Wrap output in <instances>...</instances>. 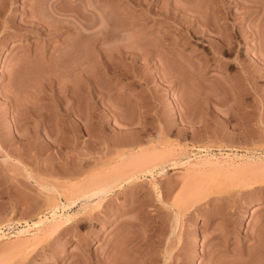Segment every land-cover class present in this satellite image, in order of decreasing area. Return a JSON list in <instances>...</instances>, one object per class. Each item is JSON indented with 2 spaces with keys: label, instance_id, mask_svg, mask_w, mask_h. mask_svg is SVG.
Segmentation results:
<instances>
[{
  "label": "rangeland",
  "instance_id": "374dc122",
  "mask_svg": "<svg viewBox=\"0 0 264 264\" xmlns=\"http://www.w3.org/2000/svg\"><path fill=\"white\" fill-rule=\"evenodd\" d=\"M256 2L258 7L246 12L233 0H0V145L11 146L6 150L12 157L0 156V229H13L0 235V264L262 263L264 57L258 44L264 41V0ZM181 5H191L208 20L212 15L210 22L218 27L226 21L221 34L233 40L230 54L209 52L211 36L198 33L201 37L190 43H176L180 63L162 61L166 71L161 61L158 65L167 57L159 56L158 47H153L155 56L161 51L150 59V70L142 60L133 69L128 55L117 59L115 75L91 77L96 67L90 66L87 77L99 79L98 85L91 80L98 93L88 83L86 92L72 60L91 57L93 37H75L70 21L112 22L120 29L118 46L140 32L145 44L138 45L137 38L132 46L139 55L163 33L176 38L177 27L195 25L203 32L207 22L189 10L203 21L199 28ZM96 6L106 18L93 14ZM146 10L151 12L144 15ZM170 14L182 17L173 21ZM178 20L183 26H174ZM254 24L256 37L248 30ZM235 29L243 30L235 35ZM213 32L217 40L220 31ZM74 37L84 50L71 54L70 63V57L58 56L76 43L69 41ZM208 54L214 62L203 68ZM119 176L130 181L110 189L101 201L80 198Z\"/></svg>",
  "mask_w": 264,
  "mask_h": 264
},
{
  "label": "bare ground",
  "instance_id": "6f19581e",
  "mask_svg": "<svg viewBox=\"0 0 264 264\" xmlns=\"http://www.w3.org/2000/svg\"><path fill=\"white\" fill-rule=\"evenodd\" d=\"M220 1V0H219ZM233 1H236V2H238V4L239 3H241V1H244V0H233ZM247 2H245L244 1V3L242 2L241 4H243L244 6H242V7H245V8H243L244 10H246V12L247 11H251V10H253V9H255L256 8V6L258 5V4H256L257 2L256 1H260V0H246ZM256 2V3H255ZM235 3V2H234ZM177 4V5H176ZM180 4H181V2H180ZM222 4V3H221ZM219 5V4H218ZM223 5V4H222ZM142 6V5H141ZM165 6H167V5H165ZM168 6H170V5H168ZM168 6H167V9H165L164 8V10L166 11L167 10V12H170V9H171V6L168 8ZM173 7L174 6H176V7H174V8H180V7H178V6H180L179 5V3H175V5L173 4L172 5ZM182 7H181V9H183L184 11H185V9L187 10V8L186 7H188L189 5H187L186 7H183V5H181ZM185 6V5H184ZM191 6V5H190ZM189 6V7H190ZM221 6V5H220ZM189 7H188V12H189V10L192 8V7H190V9H189ZM209 7V6H208ZM219 7V6H218ZM258 7V6H257ZM82 8V7H81ZM86 8V7H85ZM96 9H97V11L98 12H95V13H93V14H95L97 17H99V13L100 14H102V15H104L103 13H105V12H101V8H99V7H95ZM131 8V7H130ZM194 8V7H193ZM212 8V7H211ZM211 8L209 9L208 8V10L210 11L211 10ZM221 7H219V9H220ZM222 8H223V6H222ZM84 9V8H83ZM83 9H79V10H83ZM169 9V10H168ZM180 9V10H181ZM213 9H214V7L212 8V11H213ZM85 11L87 10V9H84ZM147 10H149L148 8H147ZM146 10V12L144 13V15L145 14H148L149 12H151V10L150 11H147ZM163 10V11H164ZM172 10H174V9H172ZM179 10V11H180ZM194 10H196V9H194ZM194 10H190V11H192L193 13H195L196 15H198V17H199V15H200V17L202 16V15H204V13L202 14V12H200V14H198V12H199V10L198 11H195L194 12ZM221 10V9H220ZM219 10V11H220ZM92 11V10H91ZM91 11H89V12H91ZM143 11V10H142ZM179 11H177V12H179ZM223 11V10H222ZM254 11V10H253ZM77 12V11H76ZM81 12H83V11H81ZM87 12V14H88V11H86ZM131 12V11H130ZM167 12H165L166 14H169V13H167ZM176 12V9L174 10V13ZM180 12H182V10L180 11ZM179 12V13H180ZM186 12V11H185ZM185 13V14H187V19H189V18H191L190 16H192L193 18L191 19L192 20V22H193V20L196 22V24L198 23V24H200V23H202L203 21L204 22H209L210 24L213 22V17H212V15H210L211 13H209V15L211 16V19H212V22H210V20H208L209 19V17H208V19H207V15L205 16V17H201V18H203L202 20V22H201V19L200 18H198L197 16V18L195 17V15L193 14V13H191V12H189V13ZM217 12V11H216ZM245 12V13H246ZM78 13V12H77ZM80 13V12H79ZM164 13V14H165ZM178 13V14H179ZM220 14H222L221 13V11L219 12ZM218 12H217V14L219 15V16H217V17H219V19H221L222 20V17H223V14H222V17H220V14H219ZM236 13V12H235ZM234 13V14H235ZM244 13V12H243ZM258 13V12H257ZM81 15H82V13H80ZM80 14H77V16L78 15H80ZM84 14L86 15V13L84 12ZM163 14V13H162ZM162 14H160V15H162ZM163 14V15H164ZM172 14V13H171ZM170 14V15H171ZM177 14V13H176ZM175 14V15H176ZM193 14V15H192ZM231 14H233V12L231 13ZM230 14V15H231ZM237 14V16H238V14L239 13H236ZM81 15H80V17H76V19H78V18H80L79 20H81V19H83V18H81ZM153 15V14H152ZM156 15V14H155ZM159 15V16H160ZM174 15V16H175ZM183 15V14H182ZM213 15H215V14H213ZM229 15V14H228ZM105 16V15H104ZM103 16V17H104ZM147 16V15H146ZM165 16H167V15H165ZM169 16V15H168ZM167 16V17H168ZM177 16H179V15H176L175 17H176V19H177ZM189 16V17H188ZM234 17H237V16H235V15H233ZM83 17H84V15H83ZM140 17H142V16H140ZM139 17V18H140ZM145 17V16H144ZM147 17H149V18H151L150 17V14L147 16ZM166 17V18H167ZM175 17H173V15H171V19L172 18H175ZM179 17H182V16H179ZM185 17H186V15H185ZM184 17V18H185ZM226 17V16H225ZM234 17L232 18V19H234ZM75 18V17H74ZM105 18H106V16H105ZM139 18H138V20H139ZM165 18V19H166ZM183 18V19H184ZM215 18V17H214ZM231 18V17H230ZM141 19V18H140ZM143 19V18H142ZM141 19V20H142ZM148 19V18H147ZM147 19H146V22H147ZM153 19V18H152ZM159 19V18H158ZM158 19H157V21H158ZM167 19H169V17L167 18ZM179 19H182V18H179ZM206 19L208 20V21H206ZM223 19H225V18H223ZM231 19V20H232ZM101 19H99V21H100ZM150 20V19H149ZM160 20H162V18L161 19H159V23L160 22H162V21H160ZM173 20V19H172ZM175 20V19H174ZM173 20V21H174ZM186 20V18L184 19V21ZM190 20V19H189ZM227 20V19H226ZM144 21H145V19H144ZM153 21H155V20H153ZM166 21V20H165ZM179 21V20H178ZM181 21H183V20H181ZM183 21V22H184ZM224 21V20H223ZM70 22H73V30H74V36L75 37H81L80 35H84L85 36V34H88V36H86V37H93V39H91V45H92V48L93 49H91V48H89V49H91L90 51L92 52V55H91V57H90V54H88V56L87 55H82V54H84V53H81V55H82V57L80 56V57H77L76 58V56H74L75 57V59L76 60H72L73 59V56L72 55H77L79 52H80V50L82 51V50H84V49H82V46L81 45H79L76 41H78L79 40V38L77 39L76 38V40H75V37H74V39H70L69 41H71V40H75L74 42H76V43H74V45H73V43L72 44H70V45H66V46H64V48H62V50L59 52L60 53V55L58 56V57H60V58H62V59H65L64 57H70V59L68 60V58H66L67 59V61H77L76 62V64L74 63L73 64V66H72V68H73V71L74 72H76L77 74H79L80 76H82V78L83 79H85V83H83V85H84V87H85V85L88 83V84H90V85H92L94 82L92 81L91 82V80H94V81H96V80H99V79H97V77L96 78H94V79H89L90 77H87V73L89 74L88 76H90V69L88 70V68L91 66V68H92V65H93V68L94 67H96V69H95V73H93V75L91 74V77H95L96 75V73H97V75H98V77L100 78V76H99V74L98 73H101L102 75L106 72H109L108 74L110 75L112 72H115L114 70H115V67H116V69H117V66H116V61H118L117 59L119 58V61H120V58H122V60H124V57L126 58V56L128 55L129 56V58H131V61H133V63L135 64V62L136 61H143V63L146 65L147 64V61H148V64L150 65H152V63H150L151 61H150V59L152 58V60H153V58H155V57H159L160 55V57H162L163 56V54L165 55V56H167L168 57V59H167V57L166 58H164V59H161V58H159V59H161V60H159V63H158V65L160 64V61H161V64L160 65H162V61H164L165 63H169V62H167L170 58L171 59H175V60H177V59H180L181 58V55H180V57H179V55L177 54V51L176 52H174L175 51V48L176 49H178L177 47L178 46H175L176 45V43H178V41L179 40H185V41H189V43H190V41L192 42L193 40H191V38H196L197 36H200V35H202L203 33V35L205 36V38H207L208 39V37H210L208 40H207V44H208V46L206 47L208 50H209V52H212V53H214V55H215V53H219L220 55H221V53H223V52H227L228 54H230V51H232L233 49V47H232V45H233V40L232 39H230V40H228V38L230 37L231 38V36L230 35H228V36H225L224 37V35H222L223 33L221 32V29H223L225 26H226V21L220 26V27H218L217 26V24L216 23H212V28L211 27H208V26H206V24L207 23H202L203 25L205 24V27H208L206 30H205V27H203V29L205 30V32H204V30H202L203 32H199V30H197L198 28L197 27H195V25L194 26H192V27H190V26H188V27H177L178 28V32H177V37L176 38H173V36L170 38V36H169V38L170 39H168L167 37H168V34L167 35H165L164 33L162 34L164 37L166 36V38H162V37H160L159 38V42H157L156 40V42L157 43H153V45H152V48H151V50L150 49H148L147 47V49L148 50H150V51H145V54L143 53V54H141L142 53V51L141 50H139L138 49V51H141L140 53H139V55L137 54L138 52H137V47H136V49H134V47L132 48V46L134 45V44H136L137 42H138V45L140 44V45H142L141 43L142 42H144L143 41V39H147V38H144L143 36H146V35H141L140 34V32L138 33L137 31H136V33H135V35H137V33H138V35H141L140 37L137 35V37H135L134 36V39L136 40L137 38L139 39H137L136 41H135V43H134V41L132 40V39H130V40H132L131 41V43H126V44H123V45H120L119 44V46L118 45H116V41H115V39L116 38H118L119 37V30L115 27V25H113V26H111L112 25V22L110 23V21H108L109 22V24H107L106 25V23L105 24H103V22L102 21H100V23H93V24H87L88 26H89V28H88V26L87 25H85L83 22V20L82 21H79L78 23H74V21L72 20V21H70ZM156 22V21H155ZM164 22V21H163ZM180 22V21H179ZM177 23V22H175V25L174 26H176V25H178L179 24V26H183L181 23H183V22H180V23ZM165 23H167V21L165 22ZM168 23H169V21H168ZM177 23V24H176ZM186 23V22H185ZM187 23H188V21H187ZM194 23V22H193ZM221 23V22H220ZM234 23V22H233ZM172 24V23H171ZM174 24V23H173ZM172 24V25H173ZM216 24V25H215ZM155 25V24H154ZM161 25H162V23H161ZM171 25V26H172ZM186 25V24H185ZM189 25H190V23H189ZM107 26H111V27H107ZM170 26V25H169ZM196 26H198V25H196ZM200 26L202 27V25L200 24L198 27L200 28ZM253 26V27H252ZM252 26H250L249 25V28H248V30L251 32V30L250 29H253V28H255L254 26H256L255 24L254 25H252ZM115 27V28H114ZM173 27V26H172ZM195 27V28H194ZM234 27V26H233ZM147 28H148V26H147ZM154 28V27H153ZM174 28H176V27H174ZM258 28V27H257ZM115 29V30H114ZM151 29H152V27H151ZM170 29H171V27H170ZM170 29H168V30H170ZM202 29V28H201ZM228 29V28H227ZM239 29V28H238ZM247 29V28H246ZM118 30V33H116L115 31H117ZM143 30H144V28H143ZM146 30V29H145ZM144 30V31H145ZM220 31L219 33H220V35H219V37L221 38V40L219 39L218 40V38H217V40L215 39V35H213V31ZM236 31V33H235V35L236 34H239L240 32H241V30H243V29H241L239 32H238V30L237 29H235ZM248 30H246L247 32H249ZM255 30H258V29H255ZM85 31H87V33H85ZM151 31V30H150ZM201 31V30H200ZM223 31V30H222ZM155 32H157L156 31V29H155V31H154V33ZM242 32H244L245 34H246V32L245 31H242ZM247 33V36H248V34H251V33ZM153 33V34H154ZM160 32H158L157 33V35L159 34ZM198 33H201L200 35L198 34ZM209 33H212V35H210ZM222 33V34H221ZM243 33V34H244ZM252 35H254L255 33H258V32H254V29H253V31H252ZM78 34H80L79 36H77ZM115 34H116V37H115ZM146 34V33H145ZM153 34H150V35H153ZM161 34V33H160ZM196 34H198V35H196ZM215 34V33H214ZM117 35H118V37H117ZM134 35V34H133ZM132 35V36H133ZM147 35H149V34H147ZM156 35V34H155ZM258 35V34H257ZM154 36V35H153ZM204 36H202L203 37V40L205 41L206 39L204 38ZM208 36V37H207ZM214 36V37H213ZM234 36V35H233ZM237 36H239V35H237ZM241 36H243L242 34H241ZM259 36H262V35H260V32H259ZM258 36V37H259ZM73 37V36H72ZM91 37V38H92ZM201 37V36H200ZM213 37V38H212ZM223 37V38H222ZM228 37V38H227ZM254 37H256L255 35H254ZM83 38V37H82ZM82 38H80V39H82ZM133 38V37H132ZM199 38V37H198ZM227 38V39H226ZM247 38V37H246ZM140 39H142L141 41H140ZM154 39H157V38H154ZM201 39V38H200ZM253 39V38H252ZM262 39V38H261ZM202 40V39H201ZM202 40V41H203ZM232 40V41H231ZM259 40H260V38H259ZM72 41V42H73ZM92 41H94V42H92ZM140 42V43H139ZM150 42V41H149ZM180 42V41H179ZM206 42V41H205ZM260 42V44H258V43H255L256 44V46L258 47V45H261V44H263V45H261V46H263L264 47V41L263 40H260L259 41ZM80 43V42H79ZM93 43V44H92ZM109 44V45H111V46H107V44ZM110 43H114L113 45L112 44H110ZM152 43H150V44H152ZM188 43V42H187ZM186 43V44H187ZM232 43V44H231ZM84 44V43H83ZM105 44H106V50H104L103 48L105 47ZM144 44H145V42H144ZM143 44V45H144ZM236 44V43H235ZM258 44V45H257ZM104 45V46H103ZM115 45V46H114ZM137 45V46H138ZM147 45V44H146ZM254 45V44H253ZM134 46H136V45H134ZM149 46H151V45H148V47ZM260 46V47H261ZM89 47H90V45H89ZM110 47V52H109V48ZM140 47V46H139ZM153 47H158V48H160L161 50H159L158 49V51L160 52L161 51V54H159V52H156L157 53V56H155V51H157L155 48H154V50H153ZM249 47H251L252 48V46H249ZM254 47H255V45H254ZM254 47L252 48V49H254ZM256 47V50L258 49ZM262 47V49H263V55L262 56H259V57H264V48ZM134 49V50H132V49ZM142 48H145V45L142 47ZM141 48V49H142ZM150 48V47H149ZM80 49V50H79ZM127 49H129V50H127ZM146 49V50H147ZM250 49V48H249ZM251 49V50H252ZM261 49V50H262ZM111 50H113L114 52L112 53V54H110L111 53ZM136 50V51H135ZM222 50H225V51H223L222 52ZM255 50V49H254ZM255 50V51H256ZM89 51V52H90ZM105 51V52H104ZM133 51H134V53L136 54H134L133 53ZM88 52V53H89ZM107 52L109 53V54H107ZM208 52V53H209ZM105 53L107 54V55H105ZM163 53V54H162ZM179 53V52H178ZM232 53V52H231ZM72 54V55H71ZM140 54H141V56H140ZM158 54H159V56H158ZM218 54V56H220ZM68 55V56H67ZM94 55V56H93ZM72 56V57H71ZM87 56V57H86ZM93 56V57H92ZM200 56V55H199ZM208 58H207V57ZM205 57H203L202 59L204 60L203 62H204V64H201V66L203 67V68H207V66H210L209 65V63L211 62V58L213 57H209V54L208 55H206ZM88 57H90V58H88ZM164 57V56H163ZM201 57V56H200ZM59 58V59H60ZM72 58V59H71ZM128 58V57H127ZM183 58V57H182ZM216 58V57H215ZM220 58V57H219ZM62 59H60V60H62ZM65 59V60H66ZM91 59H93V60H91ZM156 59V58H155ZM184 59V58H183ZM197 59V58H196ZM218 59V58H217ZM65 60H62V61H65ZM91 60V61H90ZM165 60H167V61H165ZM219 60V59H218ZM220 60H221V58H220ZM261 60V59H260ZM61 61V62H62ZM67 61L65 62V63H67ZM71 61V62H72ZM129 62H130V59L128 60ZM150 61V62H149ZM180 60H177V62H179ZM181 61H182V59H181ZM216 61V60H215ZM258 61V60H257ZM262 62H264V59L263 60H261ZM70 62V63H71ZM128 62V63H129ZM155 62V61H154ZM184 63H185V61H183ZM202 62V63H203ZM214 62V60H212V63ZM222 62L223 63H225L224 65H227V62H224L223 60H222ZM221 61H220V63H222ZM118 63V62H117ZM133 63L131 62L130 64L132 65V68L134 69V67L136 66V64L135 65H133ZM137 63V62H136ZM143 63H141V65L143 64ZM172 63V62H171ZM180 63V62H179ZM179 63L177 64V65H179ZM183 63V64H184ZM219 63V64H220ZM69 64V63H68ZM130 64H128V65H130ZM140 64V62L137 64L138 66H141V65H139ZM154 65L156 64V63H153ZM172 64H175V63H172ZM186 64V63H185ZM191 64V63H190ZM189 64V66L190 67H192L193 66V69L195 70V68H194V65L193 64H191L190 65ZM196 64V63H195ZM263 64V63H262ZM95 65V66H94ZM118 65V64H117ZM144 65V67H146L147 68V70H148V65H146L145 66ZM151 65L149 66V70H150V67H151ZM153 65V66H154ZM157 65V64H156ZM167 65V64H163L162 65V67H160V68H162V70L164 69L165 71H166V69H165V66ZM224 65H223V67H224ZM242 65V64H241ZM143 66V65H142ZM172 66H174V65H172ZM185 66V65H184ZM200 65H197L196 67H198V69L201 67ZM244 66V65H243ZM1 67H3V66H1ZM131 66H129V68H130ZM137 67V66H136ZM188 67V66H187ZM189 67V68H190ZM138 68V67H137ZM140 69H141V67H139ZM152 68V67H151ZM158 69H160L159 67H157ZM203 68H201V69H203ZM225 68H226V66H225ZM143 69V68H142ZM192 69V68H191ZM96 70H98V71H96ZM161 70V69H160ZM188 70V69H187ZM194 70H193V72L192 73H194ZM200 70V69H199ZM159 71V70H158ZM164 71V72H165ZM189 71V70H188ZM205 71V70H204ZM72 72V71H71ZM126 72H128V71H126ZM151 72V71H150ZM149 72V73H150ZM191 72V71H190ZM200 72V71H199ZM73 73V72H72ZM76 73H73V74H76ZM152 73V72H151ZM150 73V74H151ZM195 73H197V72H195ZM194 73V74H195ZM202 73V72H201ZM114 75L116 74V72L115 73H113ZM113 74H112V76H113ZM124 74H125V72H124ZM153 74V73H152ZM170 74V73H169ZM193 74V75H194ZM200 74V73H199ZM95 75V76H94ZM118 75V74H117ZM121 75H123V74H120L119 75V77L121 76ZM126 75V74H125ZM175 75V74H174ZM177 75V74H176ZM77 76V75H76ZM126 76H128V74L126 75ZM151 76V75H150ZM195 76H196V74H195ZM200 76V75H199ZM199 76H198V78H199ZM78 77V76H77ZM117 77V76H116ZM118 77V78H119ZM123 77H124V75H123ZM162 77V76H161ZM160 77V79H162L163 77H165V76H163L162 78ZM167 77V76H166ZM169 77H171V75H169ZM172 77H174L175 78V76H173L172 75ZM81 78V79H82ZM177 78V77H176ZM175 78V79H176ZM201 78V77H200ZM199 78V79H200ZM165 78H163L162 80H164ZM167 80H169L168 78H167ZM171 80V79H170ZM169 80V81H170ZM177 80H178V78H177ZM84 81V80H83ZM172 82V81H171ZM98 82L96 81L95 82V84L96 85H98L97 84ZM170 83V82H169ZM95 84H93L94 85V87H92V89H91V91L93 90L94 91V89L93 88H95V89H97L96 87H95ZM86 86H88V85H86ZM83 87V88H84ZM82 88V87H81ZM87 88H89V87H87ZM87 88L85 87V89H86V92H87ZM84 91V90H83ZM97 91H98V89H97ZM96 90L94 91V92H96L95 94L97 95V92ZM94 92H93V94L92 95H94ZM88 93V92H87ZM90 93V92H89ZM92 93V92H91ZM90 93V94H91ZM0 130H1V128H0ZM3 130V129H2ZM4 132V131H3ZM0 133H2V132H0ZM1 137V136H0ZM11 140V139H10ZM15 140V139H14ZM19 140V139H18ZM9 141V140H8ZM16 141H14V143H15ZM13 143V142H12ZM8 144H9V142H8ZM11 144V143H10ZM23 144V143H22ZM27 146V145H26ZM25 146V147H26ZM4 147V146H3ZM1 145H0V156H3L5 159H10V154H8L9 152H10V147L11 146H9V152L5 149V148H3ZM21 147H22V145H21ZM24 147V148H25ZM15 149V148H14ZM18 149V148H17ZM23 149V148H22ZM26 149V148H25ZM13 150V149H12ZM15 152H16V150H15ZM13 154V153H12ZM11 154V155H12ZM18 154V153H17ZM16 153H15V155H17ZM18 156H19V154H18ZM13 157H16V156H13ZM21 157V156H20ZM12 158V157H11ZM19 158V157H18ZM18 158H16V159H18ZM5 161V160H4ZM18 161H20L19 159H18ZM224 165V164H223ZM221 166V167H224V166ZM258 165H260V167H262L263 165H262V163L261 164H258ZM262 165V166H261ZM216 166H217V164H216ZM241 167V166H240ZM251 167H253L254 168V165L253 166H250V168ZM255 167H256V169L257 170H260L259 168H257V165H255ZM259 167V166H258ZM250 168H249V170H250ZM263 168V167H262ZM164 169V168H163ZM219 169V168H218ZM225 169V168H224ZM244 169V168H243ZM248 168H246V170H247ZM252 169V168H251ZM261 170H263V169H261ZM217 171V170H216ZM253 172L255 171L254 169L252 170ZM221 172V171H220ZM228 172V171H227ZM235 172H237V171H235ZM260 172V171H259ZM246 173H248V172H246ZM237 174H239V173H237ZM262 175V174H261ZM263 176V175H262ZM130 181V179L128 178V177H121V176H119V178H116V179H114V180H112L111 182H109V184H107V183H105L106 185L104 186V185H102L103 187H98L97 185V187L95 188V187H93L92 189H90V190H88V192H87V190H86V192L83 194V195H81V199L83 198V200L85 199V200H87V201H92V199L93 198H97V200L99 199V201H101L102 199H103V197L107 194V192L109 191V192H111L110 191V189H115V187H117V186H122L123 184H125V183H128ZM95 186V185H94ZM101 186V185H100ZM55 188V187H54ZM88 188V187H87ZM117 188H119V187H117ZM116 188V189H117ZM115 189V190H116ZM52 190V189H51ZM114 190V191H115ZM159 190V189H158ZM113 191V190H112ZM108 192V193H109ZM161 195V194H160ZM159 195V196H160ZM158 196V197H159ZM163 197V196H162ZM161 197V198H162ZM96 200V199H95ZM98 201V202H99ZM75 202V201H74ZM71 204V203H70ZM57 222V221H56ZM51 226H53V225H51ZM24 231V230H23ZM213 251H215V250H213ZM167 253V252H166ZM212 253V252H211ZM216 253V252H215ZM218 253H219V251H218ZM223 253V252H222ZM225 253V252H224ZM217 254V253H216ZM213 255V254H212ZM217 255H219V254H217ZM224 255H226V254H224ZM211 256V255H210ZM214 256V255H213ZM220 256H223V255H220ZM227 256V255H226ZM145 257H146V255H145ZM215 257H216V255H215ZM225 257V256H224ZM147 258V257H146ZM214 258V257H213ZM213 258H211V259H213ZM112 259V258H111ZM114 259H115V257H114ZM148 259V258H147ZM151 258H149V260H150ZM211 259H209V260H211ZM220 259H221V257H220ZM117 260V259H116ZM115 260V262H113L114 264H116L117 263V261ZM146 260V259H145ZM145 260L143 261V263L145 262ZM114 261V260H113ZM148 261V260H147ZM213 261H215V260H213ZM217 261H218V257H217ZM110 262V261H109ZM150 262V261H149ZM149 262L147 263V264H149ZM151 262H153L152 260H151ZM210 262V261H209ZM264 262V260L262 261V263ZM142 263V264H143ZM215 263V262H214ZM261 263V264H262ZM39 264H45V263H39ZM145 264V263H144ZM213 264V263H212ZM215 264H217V263H215Z\"/></svg>",
  "mask_w": 264,
  "mask_h": 264
},
{
  "label": "built area",
  "instance_id": "2783aa9c",
  "mask_svg": "<svg viewBox=\"0 0 264 264\" xmlns=\"http://www.w3.org/2000/svg\"><path fill=\"white\" fill-rule=\"evenodd\" d=\"M13 231V229H0V235H6Z\"/></svg>",
  "mask_w": 264,
  "mask_h": 264
}]
</instances>
